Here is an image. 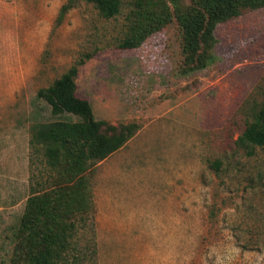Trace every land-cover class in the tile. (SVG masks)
Masks as SVG:
<instances>
[{
    "label": "rangeland",
    "instance_id": "1",
    "mask_svg": "<svg viewBox=\"0 0 264 264\" xmlns=\"http://www.w3.org/2000/svg\"><path fill=\"white\" fill-rule=\"evenodd\" d=\"M120 1L111 19L80 2L58 21L65 0H0V264H23L33 247L18 231L32 194L47 201L36 231L76 229L66 264H264V148L248 157L235 143L264 102V8L217 24L185 62L177 19L194 17L197 0ZM147 23L139 46L119 47ZM73 65L96 120L138 129L104 166L54 172L30 129L79 121L37 97ZM107 172L127 184L109 223L99 205Z\"/></svg>",
    "mask_w": 264,
    "mask_h": 264
},
{
    "label": "trees",
    "instance_id": "2",
    "mask_svg": "<svg viewBox=\"0 0 264 264\" xmlns=\"http://www.w3.org/2000/svg\"><path fill=\"white\" fill-rule=\"evenodd\" d=\"M80 2L91 4L104 19H111L120 14V0H65L57 20L75 8ZM149 4V3H148ZM196 15H181L177 26L181 31V53L185 62H193L197 46L205 44L207 38H214L215 26L221 22L240 16L245 11L264 8V0H197ZM147 11V4L141 5L137 16ZM152 25H137L131 36L119 47L131 49L140 45L147 35L152 33ZM205 58L198 57L197 65H205ZM80 60L78 64H83ZM189 70V68L187 67ZM78 68L71 66L59 78L46 88L37 92V97L50 106L53 116L72 115L79 121H52L34 123L30 129V144L40 148L50 171L66 167L67 163L82 167L84 163L97 165L112 153L120 149L135 134L138 125L130 123L124 126H108L102 120H96L90 103L76 94V76ZM244 130L236 140V146L245 155H255L256 149L264 148V102L259 110L246 117ZM219 170L220 161L211 164ZM46 197L32 194L26 201L25 211L18 228L19 233L28 232L34 243L23 264H66V255L74 246L71 241L76 229L72 223H61L42 231L33 228L36 215L45 210ZM86 244L84 256L91 250ZM86 253V254H85Z\"/></svg>",
    "mask_w": 264,
    "mask_h": 264
},
{
    "label": "crops",
    "instance_id": "3",
    "mask_svg": "<svg viewBox=\"0 0 264 264\" xmlns=\"http://www.w3.org/2000/svg\"><path fill=\"white\" fill-rule=\"evenodd\" d=\"M112 158L111 156H108L107 158H105L104 160L99 162V165L104 166L105 163ZM118 176V172L112 173V172H107L106 176L103 177L104 179V184L103 181L100 182V191H99V197H100V201H99V205H100V209H101V217L102 219H105L106 223H109L114 214L116 215L115 218L118 217V201H119V193H118V187L119 190L121 187H123L126 182H122L117 183L115 182ZM111 181L114 182V186H115V191H112L110 193V187H111ZM113 193V194H112ZM114 205L116 206V211L114 210ZM114 211V212H113Z\"/></svg>",
    "mask_w": 264,
    "mask_h": 264
}]
</instances>
